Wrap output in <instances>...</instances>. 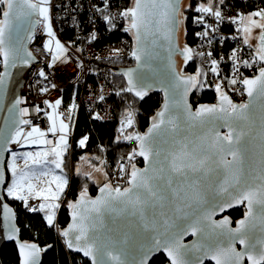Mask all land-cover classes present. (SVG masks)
<instances>
[{
  "label": "snow or ice",
  "instance_id": "1",
  "mask_svg": "<svg viewBox=\"0 0 264 264\" xmlns=\"http://www.w3.org/2000/svg\"><path fill=\"white\" fill-rule=\"evenodd\" d=\"M102 2L103 7H93L112 29L119 19L127 22L123 31L134 38L130 55L137 69L150 67L149 37L154 46L158 36L162 37L171 53L183 24L180 0H131L129 6L115 13L110 0ZM222 6L227 7L225 0H207L194 8L202 14L195 18V23L204 26L205 31L197 33L202 39L209 36V28L213 33L218 30L205 22V16L213 17L217 25L225 20ZM50 7L51 0H0V63L5 69L0 72V85L5 83L9 66L16 67L18 61L27 64L32 57L22 41L32 40L36 24L43 23L49 37L44 47L53 52L52 64L67 52L56 39ZM230 23L239 25L237 32L243 44L254 49L251 60L243 59L240 50L233 49L228 57L231 75L221 76L223 56L216 59L212 51L200 52L197 55L210 58V68L185 75L176 70L169 55L164 103L151 117V126L144 133L129 131L136 124V111L130 107L123 112L117 142L122 139L134 146L117 161L114 172L93 166V172L104 177L99 195L89 196L88 186L84 185L74 201H65L71 210V223L60 234L65 237L66 247L82 253L90 264H150L157 253L166 254L170 264H204L205 260L215 264H264V7L246 15L237 13L230 17ZM115 51L118 54L120 50ZM180 51L185 64L193 59V50L186 44ZM257 63L258 75L249 77L241 71ZM209 72L217 78L215 82L209 81ZM122 74L127 86L116 95L127 92L144 100L151 88L148 77L136 69ZM39 75L44 76V71ZM206 87L214 89L217 102L193 110L189 95ZM229 91L246 93L248 100L235 103ZM104 98L99 96L100 100ZM19 103L17 100L16 105ZM60 104L58 99L49 105L52 113L48 115V131L54 136L60 133L55 147L25 153L24 169L18 168L15 153L8 165L12 181L7 195L22 201L29 211L44 212L49 226L56 221L61 197L69 188L67 175L55 173L56 169L63 173L68 149L69 124L57 112ZM76 107L75 103L70 106L68 119ZM19 123L30 121L20 119ZM46 136L38 127L27 133L17 127L10 139L21 146L46 145ZM87 140L84 136L79 145L84 147ZM137 157L143 159L144 167L137 166ZM29 162L32 168L39 165L47 170L37 174ZM93 172L83 175L92 180ZM2 184L4 174L0 169ZM30 198L42 202L34 207L29 205ZM239 205H245L246 211L235 228L227 217L220 221L212 218L218 207L223 211ZM4 208L8 213L5 219L14 221L15 213L7 205ZM18 233L19 229L10 224L7 239L17 240ZM189 235L198 239L185 244L184 237ZM17 243L20 264H40L42 250L35 243ZM237 244L242 249L238 250Z\"/></svg>",
  "mask_w": 264,
  "mask_h": 264
},
{
  "label": "built area",
  "instance_id": "2",
  "mask_svg": "<svg viewBox=\"0 0 264 264\" xmlns=\"http://www.w3.org/2000/svg\"><path fill=\"white\" fill-rule=\"evenodd\" d=\"M131 0H110L112 12H117L119 9L130 5ZM227 7H223L225 20L218 25L213 17L205 16V22L217 27V32L213 33L211 28L208 29L209 36L203 39L197 35L198 32L205 31L204 26L195 23V18L200 13H194L192 16V24L196 32V43L191 47L193 50V59L189 63L195 65L197 69L207 71L210 68V58L199 56L197 53L208 51L213 52L216 59L223 56L220 63L221 76L231 75V60L228 59L233 49L240 50V55L243 59L251 60L253 55L251 49L243 44L241 33L237 32L238 24L230 23V17L240 14H247L257 10L258 7H264V0H225ZM97 7H103L102 0H52L50 7V16L52 18V28L58 39L66 48L67 52L61 59L52 64L53 52L47 50L44 45L48 42L49 37L44 29L43 23H39L35 34L30 42L29 50L37 60L26 71L24 75L23 88L20 91L21 98V117L24 120H29L22 130L27 133L33 127L40 128L41 131L47 133V144H21L11 142L9 146L10 156L16 154V164L18 168L24 165L25 153H36L55 147L56 140L60 133L57 132L54 136L48 129L51 127V122L48 120V115L52 113V108L49 105L54 104L56 100H61L60 107L57 112L64 118L65 123L69 124L68 132V149L66 155L70 165L73 164V153L76 142L83 138L77 139L76 131L79 123L81 112H84L90 122L99 121L101 123H109L114 120V107L112 96L115 90L116 75L111 68H118L117 63L130 62L134 63L135 59L130 55L134 44L133 39L128 32H124L123 28L127 26V22L123 19L117 21V27L112 29L106 21L103 20L102 14L96 11ZM1 18V17H0ZM93 34L95 38L93 39ZM233 37H236L233 39ZM212 43L209 44L208 41ZM55 45L53 42V49ZM119 49V53H116ZM98 57V58H97ZM52 65L49 67V65ZM260 64L257 63L253 68H241L245 76H255L258 74ZM43 70L45 75L40 76L39 72ZM195 72L193 74H195ZM209 81L215 82L217 79L209 72ZM237 87H240L237 85ZM209 88V87H208ZM101 89L103 91H101ZM214 90L213 88H209ZM242 91V89H241ZM104 95V100H100L99 96ZM235 103L247 101V95L240 92L229 91ZM47 102V103H45ZM75 103L76 108L71 113V119H68L69 108ZM37 108L40 111H37ZM99 115L101 118L96 119ZM121 120V119H120ZM137 123L129 131H140ZM120 121L118 126V134L120 137ZM121 144L128 147V152L134 146L122 139ZM100 147L102 148L101 144ZM127 152V153H128ZM126 154L120 155L125 157ZM8 165L11 159L8 158ZM117 160V161H118ZM104 162L103 164L101 162ZM99 164L105 171L114 172L117 169L115 164L109 157L103 153L99 159ZM30 167L31 162H29ZM137 166L142 167L143 161L141 157H137ZM69 188L65 199L61 203V208L57 211L56 230L58 237L67 253L72 255L66 247L65 239L60 234L61 230L57 224L60 211L67 201L69 189L73 181V174H70ZM115 183V181H114ZM121 186H127L124 181H119ZM42 201L39 199H29V205L38 207ZM23 203V202H22ZM26 212L39 214L40 211H29L23 204ZM82 260H84L82 258Z\"/></svg>",
  "mask_w": 264,
  "mask_h": 264
},
{
  "label": "trees",
  "instance_id": "3",
  "mask_svg": "<svg viewBox=\"0 0 264 264\" xmlns=\"http://www.w3.org/2000/svg\"><path fill=\"white\" fill-rule=\"evenodd\" d=\"M230 2L231 0H227ZM237 2V0H233ZM192 7L189 10H185L186 20H185V44L191 48L197 41L196 30L192 24V16L194 15V8L197 5L196 0H190ZM1 61V58H0ZM134 63L122 62L117 63L116 66L120 67H130L134 66ZM179 68L181 72L185 75H191L195 72V65L193 63L185 64L184 61L179 63ZM1 71V63H0ZM115 78V90L112 96V103L114 107V120L109 123H101L99 121L90 122L89 117L81 112L79 123L76 131L77 139L84 136L88 137V141L84 147H81L76 142L73 153V164L70 165L68 156L65 155L64 160V173L67 177L73 174V181L69 189V194L67 201H74L81 187L84 185L88 186L89 196L95 197L99 191V184L89 180L84 175H77L76 167L84 153L96 156L99 159L105 153L109 159L115 164L120 155H124L128 152V147L121 144L118 140V126L121 119V114L128 110L130 107L134 108L136 111V123L140 132H145V130L151 124V117H153L157 111L160 110L164 103L162 95L156 93H150L144 98V100H137L132 93L121 92L118 96V92L121 88L126 87V82L122 77L114 75ZM190 104L195 110L201 104H213L216 100V93L214 90H210L208 87L203 90H194L190 94ZM100 144L102 148L100 147ZM95 160V159H93ZM95 162V161H94ZM97 163V161L95 162ZM8 182L11 178V173L8 169ZM5 198L7 202L15 209L17 216V226L20 229L22 242L35 243L37 244L43 253L42 264H90L86 260H82L80 256L67 255L56 230V221L53 225L49 226L47 221L44 219L45 213L40 212L39 214L28 213L23 208V203L19 200H15L7 195L5 190ZM243 210L234 213L235 218H239L243 215ZM70 221V209L65 203L64 207L59 213L57 224L61 230L65 229ZM48 252L44 253V250ZM1 259L4 264H20L19 255L14 244H9L5 246L1 252ZM151 264H169L166 258L162 255L155 258ZM210 264V263H206Z\"/></svg>",
  "mask_w": 264,
  "mask_h": 264
},
{
  "label": "water",
  "instance_id": "4",
  "mask_svg": "<svg viewBox=\"0 0 264 264\" xmlns=\"http://www.w3.org/2000/svg\"><path fill=\"white\" fill-rule=\"evenodd\" d=\"M183 1L184 0H180L181 11H182ZM33 19H38V18L34 17ZM37 26H38V24L35 25V30H36ZM34 34H35V32H34ZM128 34L133 39V44L135 46V42H134V38H133L132 34L131 33H128ZM151 40H152V38L149 37L148 41H147V48L151 54V58L149 59L150 67L137 69L136 61H135L134 66L111 68L110 70H112L117 76L122 77L125 80L126 85H127V78L125 76H123V74H122L124 71H127L128 69H136L137 72L144 73L148 77V81H147L148 84L151 85V88H150L148 94H150V93L160 94V95H162L163 99H165L163 89L167 86V78L166 77H167V73H168L169 55H171V60L175 63V68L177 71L181 72V70L179 68V60L181 59L184 61L183 55L181 54V51H180L183 49L180 45V26H179V30L176 34V38L174 40L173 49H172L171 53L169 52L168 42L165 41L162 37L158 36L157 44L155 46L152 45ZM30 42L31 41H28V40L22 41L24 46H26L28 52H30V50H29ZM0 58L2 61L3 58L2 57H0ZM36 61L37 60L32 55V57L29 59V62L27 64H23V63H20L18 61L16 67L9 66V68L7 70L8 75L5 78V83L3 85H0V169L3 170V174H4V184L0 185V264H4L2 262V259H1V252H2L3 248L9 244H14L16 249H17L18 255H19V247H18L17 240L22 242L20 229L17 226L16 211L6 200L5 189H6L7 184H8L7 164H8L9 154H10V150H9V146L11 144L10 137L14 134L17 127L22 129L26 126V124H20L19 123V120L22 119V117H21L20 91L23 88L24 75H25L26 71ZM4 71H5L4 66L1 63V71L0 72H4ZM135 98L139 101H142L137 97H135ZM189 98H190V95L188 97V102L190 103ZM17 100L20 101V103L18 105H16ZM247 100H248V97H247ZM216 102H217V97H216V100L214 103H216ZM14 105H15V107H14ZM150 126H151V124L149 125V127ZM147 129L145 130V132L147 131ZM225 130L226 129H221V131H225ZM135 131H137V129ZM138 132H140V131H138ZM140 133H144V132H140ZM142 161H143V159H142ZM142 167H144V163H143ZM97 195H99V191H98ZM221 203H222V199H221ZM4 205H7L8 208L11 209V211L13 213H15L14 221L10 222V221L5 219V217L8 215V213L5 211ZM242 208L246 209V206L245 205H239V206L234 207V208L225 207L223 211H220L219 207H218L215 211V215L212 218L216 221H220V220L224 219L225 217H227L232 222L230 226L232 228H235L237 226V222L240 219L234 223L232 221L231 217L229 216V214L232 212L241 210ZM70 223H71V210H70V221L67 224V226L65 227V229H67V227ZM10 224H14L15 228L19 229V233L17 235V240H8L7 239ZM59 232L61 233V230H59ZM64 239H65V237H64ZM197 239H198L197 237L189 235V236L184 237L183 242L185 244H191L192 242L196 241ZM236 247L238 250L242 249V246L239 244H237ZM69 251L73 255L80 256L81 258H83L84 260H86L90 263L88 258L84 257L82 253H76L70 249H69ZM46 252H48V249L44 250V253H46ZM160 255L164 256L166 258V260L169 262L166 254H162V253H157L156 256H154L153 260ZM19 259H20V256H19ZM42 262H43V253L41 251L40 264H42ZM151 263H152V261L150 262V264ZM206 263L215 264L214 261H209V260H205L204 264H206ZM169 264H170V262H169ZM245 264H247V262H245Z\"/></svg>",
  "mask_w": 264,
  "mask_h": 264
},
{
  "label": "rangeland",
  "instance_id": "5",
  "mask_svg": "<svg viewBox=\"0 0 264 264\" xmlns=\"http://www.w3.org/2000/svg\"><path fill=\"white\" fill-rule=\"evenodd\" d=\"M197 1V5L199 4V3H206L207 2V0H196ZM189 5H190V0H184L183 1V4H182V12H183V16L182 17H180V19H183V24H181L180 25V40L182 41V43L184 42V38H185V20H186V13L184 12L185 10H189L190 9V7H189ZM196 5V6H197ZM195 12V11H194ZM196 13V12H195ZM182 46V45H181ZM88 141V140H87ZM86 145V144H85ZM65 155H66V152H65V154H64V160H65ZM9 158L11 159V162H12V157L9 155ZM50 159H51V157H50ZM93 159H95V160H93ZM9 160V159H8ZM97 161V163H95V162ZM93 166H95V167H102L100 164H99V158L98 157H96V156H91V155H89V154H87V153H84L82 156H81V158H80V160H79V162H78V164H77V167H76V173H77V169H79V172H80V174L81 175H83V173H85V172H93ZM48 168H52V167H54V166H52V165H48L47 166ZM31 168V170H33V171H35L37 174H39V172L41 171V170H47L46 168H44V169H42L41 168V166H35L34 168H32V167H30ZM8 169H9V172L11 173V178H10V180H9V182H8V184H7V186L8 185H10L11 184V181H12V172H11V169L8 167ZM19 169H24V165L21 167V168H19ZM104 169V168H103ZM55 173L57 174V175H60V174H65L64 173V171H63V173H61L60 172V170L59 169H56L55 170ZM66 175V174H65ZM42 179H46V178H42ZM92 181H95L97 184H99V185H102V183L104 182V177H103V175L101 174V173H95V172H93V179H92ZM6 189H7V187H6ZM5 189V190H6ZM7 192V191H6ZM66 194H67V189L65 190V195L64 196H62L61 197V203L63 202V200L65 199V196H66ZM20 202H22V201H20ZM56 218H57V216H56Z\"/></svg>",
  "mask_w": 264,
  "mask_h": 264
},
{
  "label": "flooded vegetation",
  "instance_id": "6",
  "mask_svg": "<svg viewBox=\"0 0 264 264\" xmlns=\"http://www.w3.org/2000/svg\"><path fill=\"white\" fill-rule=\"evenodd\" d=\"M183 10V9H182ZM252 43H255V41H252ZM180 45H182L181 47L183 48L184 46V42L182 43V41L180 40ZM251 51H252V53L254 54V49H251ZM183 60H179V63H181ZM184 73V72H183ZM185 74V73H184ZM241 210H243L244 212H243V215L241 216V217H239V218H235L233 215H234V213L235 212H237V211H235V212H232V213H230L229 214V216L231 217V219H232V221L235 223L237 220H239V219H241V218H243L244 217V214H245V211H246V209L245 208H242ZM238 211H240V210H238Z\"/></svg>",
  "mask_w": 264,
  "mask_h": 264
},
{
  "label": "bare ground",
  "instance_id": "7",
  "mask_svg": "<svg viewBox=\"0 0 264 264\" xmlns=\"http://www.w3.org/2000/svg\"><path fill=\"white\" fill-rule=\"evenodd\" d=\"M13 145H14V143L11 146H13Z\"/></svg>",
  "mask_w": 264,
  "mask_h": 264
}]
</instances>
